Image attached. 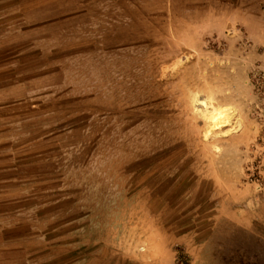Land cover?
<instances>
[{"label":"rangeland","instance_id":"374dc122","mask_svg":"<svg viewBox=\"0 0 264 264\" xmlns=\"http://www.w3.org/2000/svg\"><path fill=\"white\" fill-rule=\"evenodd\" d=\"M0 264H264V0H0Z\"/></svg>","mask_w":264,"mask_h":264},{"label":"crops","instance_id":"0c3cea01","mask_svg":"<svg viewBox=\"0 0 264 264\" xmlns=\"http://www.w3.org/2000/svg\"><path fill=\"white\" fill-rule=\"evenodd\" d=\"M249 224H251V223H249ZM248 226V225H247Z\"/></svg>","mask_w":264,"mask_h":264}]
</instances>
